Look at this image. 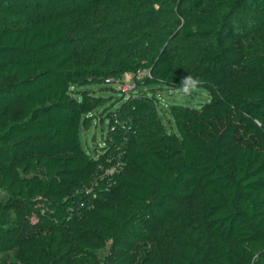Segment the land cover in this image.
<instances>
[{
	"label": "trees",
	"instance_id": "obj_1",
	"mask_svg": "<svg viewBox=\"0 0 264 264\" xmlns=\"http://www.w3.org/2000/svg\"><path fill=\"white\" fill-rule=\"evenodd\" d=\"M175 2L171 33L143 62L95 59L69 31L101 11L104 23L140 20L154 0H0V180L20 195L0 203L16 214L0 248L50 238L54 264H264V0ZM144 69L137 85L175 89L191 74L210 99L173 104L168 131L156 95L114 85ZM99 114L119 167L89 205L76 192L105 157L80 133ZM100 238L103 257L78 252Z\"/></svg>",
	"mask_w": 264,
	"mask_h": 264
},
{
	"label": "rangeland",
	"instance_id": "obj_2",
	"mask_svg": "<svg viewBox=\"0 0 264 264\" xmlns=\"http://www.w3.org/2000/svg\"><path fill=\"white\" fill-rule=\"evenodd\" d=\"M154 2L156 10L144 14L140 20L138 18H131L130 20H115L104 23L102 11L97 16H91L89 19L81 18L79 22L71 24L70 37L73 39L77 49L79 47L89 51H98L100 49L101 53L95 52V59H102V57L106 59L129 57L130 59L137 58L145 62L148 57H151L154 50L162 45V41L166 38L164 31L167 30L168 34L171 33V22L173 19H176L175 17L172 20L170 19V17H173L175 0H154ZM129 10L132 11L130 6ZM182 22L183 19L181 20ZM92 44L99 46V48L97 49ZM146 71L147 69L141 72L125 71L118 76L117 82L114 85L120 89L126 83H134L135 87L131 91L137 92L143 89L149 95H156L158 98L157 109L168 131L178 132L175 116L172 112L173 104L184 103L199 107L210 99L209 92L204 88L198 93L184 97L178 95L176 89H170L165 85L157 83L137 85L135 76H141ZM106 85L103 84V87H105L103 90L102 84H94L92 87L99 93L110 95L112 90H107L110 86ZM109 102L111 103V101ZM98 110H102V108L99 107ZM102 119L99 114L95 118L92 127L89 130H81L80 133L82 143L88 151L97 157H100L101 154H104L105 157L104 166L99 167L96 178L89 184H86L81 193L80 191L76 192L87 196L88 200L86 198L82 201L89 205L109 189L106 178L111 179L119 167V160L110 157L109 153H107L105 146L108 145L106 137L109 132V124L107 120L103 121ZM37 172L48 176L47 170L44 167H39ZM19 196L9 187L3 185L0 180V203L5 202L9 197ZM29 200L34 202L32 199ZM35 205L39 207L38 202H34L32 206ZM15 219L16 214L14 211L0 209V226L14 223ZM110 243V239L100 238L99 242L83 243L77 246V248L81 254L85 252L95 253L103 257L107 253ZM60 248L61 242H55L50 238L28 249H18L6 245L0 248V264H39L41 261H44V264H54ZM72 250L70 249V251Z\"/></svg>",
	"mask_w": 264,
	"mask_h": 264
},
{
	"label": "clouds",
	"instance_id": "obj_3",
	"mask_svg": "<svg viewBox=\"0 0 264 264\" xmlns=\"http://www.w3.org/2000/svg\"><path fill=\"white\" fill-rule=\"evenodd\" d=\"M203 81L191 74L181 77L179 84L175 85L178 95L189 97L202 90Z\"/></svg>",
	"mask_w": 264,
	"mask_h": 264
},
{
	"label": "built area",
	"instance_id": "obj_4",
	"mask_svg": "<svg viewBox=\"0 0 264 264\" xmlns=\"http://www.w3.org/2000/svg\"><path fill=\"white\" fill-rule=\"evenodd\" d=\"M142 70H138L137 72H141ZM143 73V72H142ZM149 75L148 70L143 73V75ZM142 76V75H141ZM135 87L134 83H126L123 87H121L120 89H122L124 92H131V89H133Z\"/></svg>",
	"mask_w": 264,
	"mask_h": 264
}]
</instances>
